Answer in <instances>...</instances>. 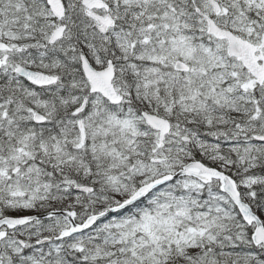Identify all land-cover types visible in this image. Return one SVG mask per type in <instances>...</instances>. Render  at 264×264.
Segmentation results:
<instances>
[{"label": "snow or ice", "instance_id": "6c2138e0", "mask_svg": "<svg viewBox=\"0 0 264 264\" xmlns=\"http://www.w3.org/2000/svg\"><path fill=\"white\" fill-rule=\"evenodd\" d=\"M0 264H264V0H0Z\"/></svg>", "mask_w": 264, "mask_h": 264}]
</instances>
